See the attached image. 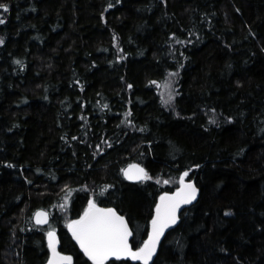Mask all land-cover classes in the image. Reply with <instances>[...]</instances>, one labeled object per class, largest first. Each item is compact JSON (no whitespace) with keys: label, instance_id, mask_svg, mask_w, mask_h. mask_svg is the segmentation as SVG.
I'll return each mask as SVG.
<instances>
[{"label":"trees","instance_id":"trees-1","mask_svg":"<svg viewBox=\"0 0 264 264\" xmlns=\"http://www.w3.org/2000/svg\"><path fill=\"white\" fill-rule=\"evenodd\" d=\"M0 4V264H47L50 231L93 264L69 229L89 201L136 251L181 178L199 200L151 264H264V0Z\"/></svg>","mask_w":264,"mask_h":264},{"label":"snow or ice","instance_id":"snow-or-ice-1","mask_svg":"<svg viewBox=\"0 0 264 264\" xmlns=\"http://www.w3.org/2000/svg\"><path fill=\"white\" fill-rule=\"evenodd\" d=\"M0 8L8 10L7 5L4 4H0ZM139 171L143 173L144 170L140 169ZM128 178L139 179L140 176L128 175ZM181 184L182 187L173 196L166 193L160 197L161 202L156 206V216L152 219V232L143 246L136 251H133L129 245V237L132 233L124 218L117 215L111 208H98L94 201H89L88 209L83 216L79 220L73 221L69 227L93 264H105L109 257L124 256H130L133 260H142L143 264H148L164 229L169 224L176 222V213L180 205L195 198V187L190 183L185 184L183 178H181ZM36 222L37 224L46 223V214L36 213ZM48 240L54 255L50 264H70L71 257L60 256L56 252L57 241L54 232H48Z\"/></svg>","mask_w":264,"mask_h":264},{"label":"water","instance_id":"water-1","mask_svg":"<svg viewBox=\"0 0 264 264\" xmlns=\"http://www.w3.org/2000/svg\"><path fill=\"white\" fill-rule=\"evenodd\" d=\"M140 169H143V170H144L143 173H141V172L139 171ZM128 175H133V176L139 175L140 178H139V179H129V178H128ZM123 176H124V178H125L128 182L135 183V184H139V183H142V182L145 181L146 176H147V170H146L144 167H142V166H140V165H138V164H131V165H129L128 167H126V168L124 169V171H123ZM183 180H184V183H185V184H189V183H190V184H192V185L195 187V189H196L195 198L192 199V200H191L190 202H188V203H182V204L180 205V207L178 208L177 213H176V215H177L176 222H175L174 224H169V225L164 229L163 234L160 236L159 242L157 243V245H156V249H155L154 253L152 254V257H151V259L149 260L148 264H151V263L155 260L156 255H157V252H158L159 247H160V244H161V242L163 241V239L165 238V236H166L168 233L174 231V230L179 226L182 214H183L187 209H190L191 207H193V206L198 202V200H199V197H200V190H199L198 187L196 186L195 182L192 181V180H189V179H186V180L183 179ZM181 187H182V184L180 183V186H179L174 192H172V193H167V194H168L169 196H173V195L178 191V189H180ZM164 195H165V194H164ZM162 196H163V195H162ZM160 202H161V201H160V199H159L158 204H160ZM98 208H100V207H98ZM102 209H106V208H102ZM113 210H114V209H113ZM114 211L116 212L117 215L122 216V217L124 218V221H125V223L127 224L129 231L132 233L131 236L129 237V245H130V247L132 248L133 231H132V229H131V227H130V225H129L127 219H126V217H124L123 215L119 214L116 210H114ZM36 213H44V214H46L47 222H46V223L37 224V222H36ZM36 213H35V215L33 216V222H34L35 226H37V227H41V228H47V227L49 226V223H50V215H49V213L46 212V211H44V210H40V211H38V212H36ZM155 216H156V210H155V215H154V217H155ZM41 218L43 219L44 217H41ZM69 229H70V233H71V235L73 236L71 228H69ZM52 232H54V231H52ZM151 232H152V222H151V224H150L149 235L151 234ZM54 234H55V239H56V241H57V243H56V252L59 253L60 256H66V255H63V254H61V253L59 252V240H58V235H57L56 232H54ZM148 237H149V236H148ZM73 238H74V240L76 241V243H77V244L79 245V247H80V244H79V242L76 240V238H75L74 236H73ZM46 239H47V243H48V247H49L48 234H47V236H46ZM147 240H148V239H147ZM80 248H81V247H80ZM81 250L84 252V250H83L82 248H81ZM49 252H50V258H49V261H48L47 264H50V261H52V260L54 259V255H53L52 249H51L50 247H49ZM84 253H85V252H84ZM69 257H71V256H69ZM123 259H132V258H131L130 256H124V257H120V258L109 257L105 262H107V261H113V260H123ZM135 261H138V262L143 263L142 260H135ZM72 262H73V259H72V257H71V262H70V264H72Z\"/></svg>","mask_w":264,"mask_h":264},{"label":"rangeland","instance_id":"rangeland-1","mask_svg":"<svg viewBox=\"0 0 264 264\" xmlns=\"http://www.w3.org/2000/svg\"><path fill=\"white\" fill-rule=\"evenodd\" d=\"M174 90L175 89H174V85L172 83V80H171V85L162 87L163 97H164V101L166 103H169L171 101V97L173 95Z\"/></svg>","mask_w":264,"mask_h":264}]
</instances>
